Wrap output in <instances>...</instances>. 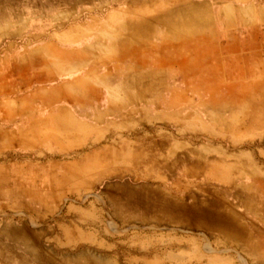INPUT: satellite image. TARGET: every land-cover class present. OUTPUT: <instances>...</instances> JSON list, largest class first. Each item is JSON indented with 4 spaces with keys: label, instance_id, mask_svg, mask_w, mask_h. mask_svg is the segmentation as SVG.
Wrapping results in <instances>:
<instances>
[{
    "label": "crops",
    "instance_id": "obj_1",
    "mask_svg": "<svg viewBox=\"0 0 264 264\" xmlns=\"http://www.w3.org/2000/svg\"><path fill=\"white\" fill-rule=\"evenodd\" d=\"M148 17L151 19L144 17L129 27L136 34L129 38L128 44H138L136 57L133 56L136 63L131 60L136 68L132 79L140 82L131 88L130 94L143 99L147 88L152 90L149 96L159 97L161 81L182 82L164 96L168 98L169 109L172 108L168 113L163 112L168 120L154 115V108L152 120L142 121L145 132H140L138 138L142 135L145 142L141 147L121 150L110 147L102 160L96 153L83 157L84 153L65 162L64 181L56 188L65 184L68 187L54 190L51 195L59 202L71 193L92 192L99 181L111 179L104 186L106 198L123 210L132 211L135 217L129 219H135L138 227L134 235L136 253L127 256L128 264L181 263L183 260L176 258L178 251L186 257L184 264H249L250 257L264 264V203L261 200L248 203L241 199L231 204L218 192V201L194 204L175 196L178 152L183 149L195 158L183 171L190 179L206 178L225 184L236 177L260 178L262 175L260 167L242 163L256 161L252 155L238 153L234 148L243 140L264 137V0H175L169 5V11ZM79 51L64 50L59 61L57 57L52 60L54 64L68 65L67 54ZM110 57L112 61L113 54ZM40 60L30 61L27 69L49 65L48 61ZM78 60H73L74 69L80 66ZM82 64L88 66L87 62ZM91 68L74 73L67 68L58 76L53 69L51 83L54 84L50 89L54 90H49L52 93L49 98L61 103L50 104L43 111L41 107L47 101L42 97L49 92L46 90L34 88L32 96H19L27 105L41 103L39 109L23 107L17 97L9 101L0 117V156L7 151H29L49 145L57 152L71 155L81 151L92 134L96 141L91 145L95 147L103 133L141 129L140 120L136 126L128 118L108 120L120 109L112 100V93L107 95L97 85L98 80L88 76ZM27 69L22 74L16 72L14 88L29 86L32 79ZM192 105L200 106L201 110L187 109ZM92 107L96 108L95 114L90 113ZM202 112L211 115L212 121ZM87 114L90 117H85ZM13 160H0V198L8 195L16 199V191L9 185L16 171L11 165ZM203 164L206 165L197 171L196 167ZM128 175H135L136 181L126 179ZM119 177L121 181H114ZM8 186L13 196L6 192ZM81 186L86 188L80 190ZM251 187L264 193V185L263 189ZM44 197L43 191L36 193L35 198L43 205L37 203L34 209L24 203V197L20 206L33 210L30 214L33 218L41 217L48 208ZM178 222L190 229L191 235H175L174 226ZM150 226H163L164 232L146 231ZM25 227L26 234H11L7 245L2 244L7 235H0L3 238H0V264H43L49 258L51 252L44 249L47 246L44 242L48 241L42 236L43 229L34 232L32 227ZM193 228L203 229L202 238L193 236ZM69 237L66 244L76 252L69 257L77 264H117L113 256L98 253V248L111 249L113 244L97 238L95 232L79 229ZM58 242L64 244L61 239ZM158 242L165 246L161 252ZM209 242L212 245L215 242V252L207 248ZM84 244L87 246L82 248ZM229 246L234 248L225 249Z\"/></svg>",
    "mask_w": 264,
    "mask_h": 264
},
{
    "label": "rangeland",
    "instance_id": "obj_2",
    "mask_svg": "<svg viewBox=\"0 0 264 264\" xmlns=\"http://www.w3.org/2000/svg\"><path fill=\"white\" fill-rule=\"evenodd\" d=\"M174 3L175 0H0V117H2L3 110L7 108L9 101L14 97H17L16 100L19 103H23L21 104L23 107L39 109L41 103L27 105L24 99L19 96H32L31 91L34 88L46 91L54 90L50 89L54 84L51 83L53 69L55 76H58L59 73H65L67 68H69L68 72L74 73L92 67L88 76L96 79L95 81L98 80L97 85L104 86H100V88L105 89L107 95L112 93V100L120 109L108 120L122 121L128 118L130 122L135 123V126L138 123L137 120H140L142 126L141 129L122 130L125 133L129 132V135H123L121 130L103 133L99 136L95 147L91 145L93 141H96L95 135L92 134L84 148L71 155L57 152L49 145L38 146V148L29 151H7L5 155L0 156V160L6 162L8 159H15L11 165L16 170L9 181V185L11 184L16 191V199L8 195L0 198V235L2 237L7 235L4 238L6 241L2 242L3 245L9 243L7 237L11 234L14 236L25 235L27 232L25 225H28L35 230L34 232H40V228H42V236L48 241L44 242L45 246L47 243L44 249L46 251L48 249L51 253H48L49 258H46V262L43 264H77L74 258L69 257L76 254L74 248L66 243L70 239L69 236L76 234L79 229L93 231L97 238L106 240L109 244L112 243L113 248L100 247L98 253L113 256L117 264H128L127 256L136 253L137 239L134 235L137 233L138 227L135 224L136 220H131L135 217L133 212L123 210L119 205L112 203L104 193V186L111 179L104 178L99 181L92 192L82 190L86 186H81L80 190L82 191L65 195L59 202L54 199L51 192L68 187L65 184L56 188L57 184L64 181L62 176L66 171L64 169L65 162L79 158L84 153L83 157L96 153L102 160L106 149L110 147L118 150L122 148L134 149L138 145L141 147L145 139L142 138V135L141 138L138 137L140 132H145L142 130L143 123L152 120V109L154 108V115H160L162 119L168 120L164 118L163 112L168 113L172 108L169 109L168 98L164 96L169 93L171 88L173 89L182 82L161 81L159 97L149 96L148 94H152V90L147 88L145 89L147 95L143 99L132 96L131 88H136L140 84L139 81L134 82L132 79L136 73L134 67L136 58L134 57H136L135 52L138 44L136 42L128 44V42L135 32L134 29L129 28L131 23L144 17L146 20L151 19L148 16L169 11V5ZM124 40H126L125 43ZM80 41L85 43L79 46L75 45ZM64 50L80 51L77 54H67V57L70 58L68 65L54 64L52 59L57 57L59 61L60 53ZM78 57L81 58V61L78 60ZM71 58L74 61L78 60L79 68H73ZM37 59L48 61L49 65H46V68L37 65L36 69H27L28 65H31L30 61L34 63V60ZM131 60H135L133 65ZM86 62L88 66L84 67L82 63ZM23 69L28 70L32 80L26 88L16 89L14 88V80H16L14 75L16 72L22 74ZM50 91L46 92L47 95L43 94L42 98L47 101V104L41 107L42 111L50 104L61 103L60 100L49 98L52 95ZM104 96L105 94L102 95V100H104ZM178 100V98L175 99V102ZM77 108L79 109L78 106ZM187 109L201 110L198 105L189 106ZM96 112L95 107L90 108L91 114ZM159 112L160 114H158ZM202 114L209 122L212 121L211 115L205 112ZM86 116L90 117L88 114ZM143 120L144 122H142ZM102 137L103 139H101ZM258 137L254 140H243L240 142L241 145L235 146L234 150L246 156H253L256 161L242 163L255 164L260 167L262 171L260 178L236 177L225 184L206 178L190 179L183 171L195 162V158L188 150L179 151L175 182L177 199H184L188 203L194 204L208 203L218 201L216 193L220 192L223 194L224 200L231 204L241 199L248 203H257L260 200L261 203H264V193L252 190L251 187L255 185V189L258 187L263 189L264 185V137L262 135ZM6 162L4 164H7ZM136 165L137 163L134 170H136ZM205 165L196 167V170L200 171ZM128 176L125 178L130 181L137 179L135 175ZM114 181H121V177ZM249 185L250 189H246ZM175 188L172 190L175 191ZM40 191H43L45 195L44 203L48 205V208L42 212L43 216L33 218L30 215L33 210L29 211L20 206L24 202L21 198L24 197V203H29L34 209L37 203L43 205V202L35 198L36 193H40ZM6 192L13 196L9 186ZM259 197L263 198L257 200ZM248 217L251 218V216ZM174 227L176 228L174 234L178 237L186 234L191 235L190 229H186L184 224L178 222ZM202 230V228H193V236L202 238L200 235ZM146 231L164 232L163 226L146 227ZM209 236L212 241H215L212 235ZM204 237L203 239L206 240ZM58 239L63 240L64 244L59 243ZM213 245L209 242L207 248L215 252L217 249L215 242ZM86 246L87 244H84L81 247ZM158 246L160 252L165 248L164 243L158 242ZM18 248L20 249L19 246ZM227 248L234 247L229 246L225 249ZM176 256L177 259L183 260L181 263L176 261L177 264H184L186 257L179 254V251ZM249 262V264H260L257 258L253 257H250Z\"/></svg>",
    "mask_w": 264,
    "mask_h": 264
}]
</instances>
